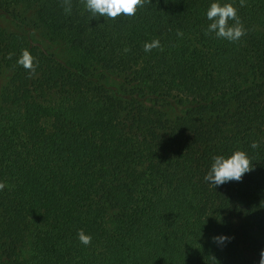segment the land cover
<instances>
[{"label": "trees", "instance_id": "16d2710c", "mask_svg": "<svg viewBox=\"0 0 264 264\" xmlns=\"http://www.w3.org/2000/svg\"><path fill=\"white\" fill-rule=\"evenodd\" d=\"M211 2L145 0L113 19L84 0H0L70 57L0 31V79L16 72L0 105V264H259L264 0H221L246 30L236 42L205 34ZM236 150L250 158L242 180L205 181L212 157Z\"/></svg>", "mask_w": 264, "mask_h": 264}, {"label": "clouds", "instance_id": "9594fccd", "mask_svg": "<svg viewBox=\"0 0 264 264\" xmlns=\"http://www.w3.org/2000/svg\"><path fill=\"white\" fill-rule=\"evenodd\" d=\"M145 0H84L85 9L93 17L116 18L120 14L134 16L138 6L142 7ZM66 12L71 11V7L65 8ZM238 9L231 2L222 3L221 0H213L206 11V18L210 22L205 34L212 33L217 38L225 39L229 42L239 41L245 35V28L237 15ZM234 21V23H229ZM160 47L158 39L151 42H145L144 51L151 52L152 49ZM16 63L28 70V75L35 74L37 67L36 58L32 56L29 50L24 49L17 58ZM252 147H256L253 143ZM251 170L250 158L243 150H236L231 155H216L212 157V163L204 179L214 187L230 181H241L244 174ZM5 187L0 182V189ZM79 241L88 245L92 237L81 229L77 233ZM212 242L218 245H224L230 242L231 237L227 234L214 235ZM259 264H264V249L260 251Z\"/></svg>", "mask_w": 264, "mask_h": 264}, {"label": "rangeland", "instance_id": "374dc122", "mask_svg": "<svg viewBox=\"0 0 264 264\" xmlns=\"http://www.w3.org/2000/svg\"><path fill=\"white\" fill-rule=\"evenodd\" d=\"M28 24V23H27ZM28 26L24 23H20L18 21H14L9 14L0 13V31L4 30L8 33L17 34L21 39L25 40V36H27L33 43L37 45V47L47 53L52 55L56 60L61 63L69 64L70 57L68 56L67 49L65 45L59 41H53L50 36H47L45 32L42 30H37L36 28H28ZM4 76L0 79V105L3 96L8 92V90L12 87V82L15 76V73L10 71H3ZM96 78L107 84L110 88L121 89L118 80L111 78L107 80L104 79L103 76L98 75L96 73ZM161 107L166 111V114L169 117L175 115V109L167 103H160Z\"/></svg>", "mask_w": 264, "mask_h": 264}]
</instances>
